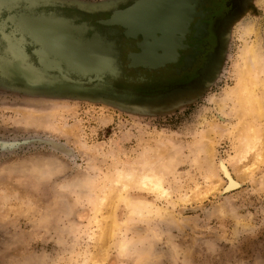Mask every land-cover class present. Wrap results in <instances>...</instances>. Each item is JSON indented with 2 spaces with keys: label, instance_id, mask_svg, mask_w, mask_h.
Instances as JSON below:
<instances>
[{
  "label": "rangeland",
  "instance_id": "1",
  "mask_svg": "<svg viewBox=\"0 0 264 264\" xmlns=\"http://www.w3.org/2000/svg\"><path fill=\"white\" fill-rule=\"evenodd\" d=\"M123 1L0 0V264H87L89 253L99 250L97 238L114 224L103 264H264V155L235 161L247 123L264 135V111L244 118L233 109L236 99L225 100L239 88L243 50L257 32L261 60L254 77L264 80V0H249L227 26L212 81L164 112L162 106L130 109L104 97L55 92L9 67L11 42H30L28 34L21 36V16L87 12ZM247 27L254 31L244 42ZM81 31L79 48L73 44L79 56L108 55L99 45L92 53L84 49ZM25 47L28 63L38 66L29 43ZM98 65L95 76L115 86L111 65ZM142 163L167 174L171 199L132 186L97 214L103 185ZM207 163L220 172L219 191L183 203L186 195L210 191ZM131 208L148 214L131 218Z\"/></svg>",
  "mask_w": 264,
  "mask_h": 264
},
{
  "label": "water",
  "instance_id": "2",
  "mask_svg": "<svg viewBox=\"0 0 264 264\" xmlns=\"http://www.w3.org/2000/svg\"><path fill=\"white\" fill-rule=\"evenodd\" d=\"M248 3L249 0H236L235 5H237L238 10L233 13V16H230L228 23L235 21L244 12ZM136 4L125 10L114 13L110 19L101 21L103 25L121 26L125 29L126 36L140 33L146 37L144 41L137 44L140 53L129 54V66L157 70L167 64L176 63L179 57L178 51L182 48V41L179 40V42H177L171 59L163 58L165 54L164 48L160 46L157 47V44H155L156 40H158L157 35L161 33V31L154 30V22H149L147 26H140L136 31L129 27L128 23L130 22L126 20V17L129 14L132 15V11H134ZM107 7L93 9L87 12L107 11ZM19 21L20 24L22 23L24 26L21 36L23 37V34H28L30 42H27L24 37L23 41L25 44L29 43L32 49V55L39 65L36 66L33 63H28L30 55L26 50L25 44L22 45L20 43L18 46L14 45V47H11L12 49H8L7 55L10 54L11 57L13 56L16 65L19 58L23 64L22 66H25L27 71H20L19 67L13 68L10 65L9 67L13 71H16L18 68V74L25 81L29 82V77H31L30 74L36 75L38 81H35V83L43 84L45 87H51L54 91L56 90L55 92H67L70 95H79L80 97H104L107 101L119 103L124 108L136 109L138 107L162 106V109L159 111L164 112L171 108L178 107V105L182 104L183 100L192 98L196 93H199L206 87V85L212 81L214 73L220 66L219 58L218 63L214 62L213 65L207 63L200 71L199 76L191 82L177 87H170L156 94H139L124 89L116 90L113 86H103L104 78L102 75L98 77L95 76L93 72H98L100 70H98V61L101 62L102 60H106L113 70L111 76L116 75L117 78H120L121 72L118 66V52H113L111 58L108 53H106L108 55L103 54L100 56L96 52L93 57H86L85 61L83 54L79 56L76 45H74L73 48V44H78L79 48L80 43H78L77 39L79 34L78 31H80L81 28L70 24L72 22L69 20L57 17L53 11H42L27 17L21 16ZM85 33L86 32L81 33L82 37H80V41L83 42L82 45H84V49L87 48L92 53L95 51L98 44L83 38ZM150 37L153 38L152 42L149 41ZM222 46L224 45L222 44ZM160 51H162L163 54H160ZM223 51L222 47L220 49V55L221 53L223 54ZM151 58L156 59L157 63L150 62L148 59ZM213 60L212 58V61ZM115 65H117L116 72ZM52 66H54V68Z\"/></svg>",
  "mask_w": 264,
  "mask_h": 264
},
{
  "label": "flooded vegetation",
  "instance_id": "3",
  "mask_svg": "<svg viewBox=\"0 0 264 264\" xmlns=\"http://www.w3.org/2000/svg\"><path fill=\"white\" fill-rule=\"evenodd\" d=\"M137 2L139 0L113 3L107 7V11L92 13L66 11L67 13L63 15H56L81 28L86 32L83 38L98 44L103 51H107L110 58L113 52L119 53L120 78L116 75L110 76V81L116 87L139 94L146 93L145 87H151L152 90L177 87L198 77L207 63L213 65L214 62L218 63L219 58V63L223 60L220 49L226 42L228 20L238 10L236 0H144L139 10L131 17L137 18L141 14L143 24L149 25V22H154V26L157 25L154 30L164 33L163 35L158 33L157 39L168 38L165 39L168 42L171 39L173 48L180 40L182 48L178 51L176 63L167 64L157 70L130 67L129 54L140 53L137 44L146 37L140 33L126 36L125 29L121 26L103 25L101 21L110 19L114 13L132 7ZM169 24L172 26L171 29ZM149 41L152 42L153 38L150 37ZM159 53L163 54L162 51ZM116 67L117 65L115 72Z\"/></svg>",
  "mask_w": 264,
  "mask_h": 264
},
{
  "label": "bare ground",
  "instance_id": "4",
  "mask_svg": "<svg viewBox=\"0 0 264 264\" xmlns=\"http://www.w3.org/2000/svg\"><path fill=\"white\" fill-rule=\"evenodd\" d=\"M150 1H152V0H150ZM141 2H138L136 4V7L134 8V11H132V14L139 10L140 6H142ZM231 16H233V14ZM141 17H142L141 14L137 18H135V17L132 18L130 14L126 17V20L128 22H130V23H128L129 27L134 29V31H136V29H139L140 26H147L146 23L145 24L142 23ZM169 25H167V26H169ZM153 27L155 28V26H153ZM169 27L171 29L172 26L170 25ZM185 28H186V24L184 26V29ZM244 29L245 30L243 32L242 38H243V41L245 42V38L253 33L254 28L253 27H247ZM15 32H17V29ZM161 34H162V32H161ZM165 34H166V32H165ZM257 34H258V36H257L256 42H254V44H252V46H249V47L246 44L245 48L243 50V59L242 60H244V67L241 69V72H240L239 88L237 91H235V92L233 91L234 93H231V95H229V96H227V98H225L226 102L227 101L232 102L233 99H236L237 104H236L235 108H233V109H235L234 111L237 114L243 115L244 118H248V119L251 117H254V116H255V118H256V116H261L263 114V111H264V96L262 97L259 94V88L260 87H262V89L264 88V80L256 79L254 77V70H253L255 67H257L258 63L261 60L259 57V55H260L259 46H260L261 42L259 43V40H258V37H260V35L258 32H257ZM165 39L168 40V38H165ZM165 39H158V40H156L155 44H157V47L160 46V47L164 48L165 54H164L163 58L171 59L173 56L174 48L176 45L173 48V42H170L171 39L169 42ZM178 42H179V40H178ZM12 45H13V42H11L10 47H13ZM10 49H12V48H10ZM8 55H9V59L12 60L9 63L10 66H12L13 68L19 67L20 71H27L25 66H22L23 64L19 58H18L17 65H16L14 63L15 60L12 59L13 56L11 57L10 54H8ZM147 57H150V56H147ZM148 60L152 63H154V62L157 63V60L154 58H151ZM20 65H21V67H20ZM52 67L54 68V66H52ZM16 71H17V73L19 72L18 68L16 69ZM30 76H31V78H29L30 81H33V82L38 81L36 75L31 74ZM96 76L100 77L99 75H96ZM103 81H104L103 82L104 84H102L103 86H108V87L113 86V85L106 84L104 79H103ZM51 85H55V84H51ZM55 86H57V85H55ZM113 87L116 90H119V88H117L115 86H113ZM221 107H222L221 109L223 111L226 110V107H224V106H221ZM250 121H252V119ZM240 141H241V143H240V147L238 149L239 153L237 156V160H235V161H237V163L243 164V162L248 158V155L252 154V153H254V155H255L254 159H256V158L260 159V157L262 155H264L262 153V151L264 150L262 148H264V147H260V145H264V135H262V136L258 135L257 130L255 129V127L252 125L251 122L247 123V125L245 126ZM147 155H144V156H147ZM153 156H154V154L152 155V157ZM147 157H148V161H150L149 156H147ZM160 157H161V154H160ZM208 158H209V156H208ZM251 159H253V157ZM257 159H256V161H257ZM145 161L146 160H144V162ZM143 163L141 164V167L139 169H135V167H134V169H129V170H125V169L119 170V171L116 170L117 175H115V177H113V178H110L108 184L105 183L103 185V190H102L103 192L101 193V197L98 200L99 202L97 205V209H98L97 214L103 212L102 210L105 207L113 206L115 201L117 200V198H120L122 196V194L125 193L127 190H129L130 187L132 188V186L140 188V189H142L146 192H149V193H154L159 197L171 199L173 192H172V190H170L169 187H166V185L169 186L168 185L169 182L166 178L167 174L162 175L160 168H158V167L153 168L155 163L152 164L153 166L151 165L152 167L147 165L146 163L145 164H143ZM134 164L137 165L136 163H134ZM248 164L249 163H247V165ZM233 165H234V163H233ZM233 165H232V167H233ZM236 165H239V164H235V167H237ZM215 166L216 165H213L212 163H209V164L207 163L204 166L205 167L204 168L205 169L204 178L207 182L210 183V191H207V192H204L201 194L195 193L194 196H192V197H189V195H186V196H184L183 199H181L183 203H190L191 201H194V200H197L200 198L201 199L206 198L208 195L219 191V187L221 186V184H222L221 182H223V181H222V178L219 174L220 172H219L218 168ZM131 167H132V165H131ZM243 167H245V166H243ZM136 168H137V166H136ZM201 169H202V167H201ZM234 169H236V168H234ZM246 169H248V168H246ZM236 176H239V175H236ZM229 180H230V182H229L230 184L232 182H234L232 180V178H229ZM242 180H243V178H242ZM220 209H221V207H220ZM112 210H114V209H112ZM104 211H105V209H104ZM222 212H224V211H222ZM128 213H129V215H131V218H133L135 215H137V217L138 216L141 217V216L148 214L147 212L139 211L135 208H133V209L131 208L130 212H128ZM96 216H98V215H96ZM131 218H129V219H131ZM94 221L100 223L98 218H95ZM107 224H109V223H107ZM109 226H110V224H109ZM115 228H116L115 224H114V226H112L111 229H108V227H107L106 228L107 232L103 233L101 236H99V238H97L99 250L97 249L98 251L95 254L92 252L89 253V259L87 261V264H103V262L105 260L104 255L106 252L105 246H107L105 244L107 242V239L112 238L113 233L115 231ZM125 248H126V246L125 247L123 245L121 246V250H125Z\"/></svg>",
  "mask_w": 264,
  "mask_h": 264
}]
</instances>
